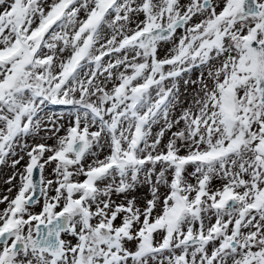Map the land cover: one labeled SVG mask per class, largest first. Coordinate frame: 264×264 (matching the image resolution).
I'll list each match as a JSON object with an SVG mask.
<instances>
[{
  "label": "snow or ice",
  "instance_id": "1",
  "mask_svg": "<svg viewBox=\"0 0 264 264\" xmlns=\"http://www.w3.org/2000/svg\"><path fill=\"white\" fill-rule=\"evenodd\" d=\"M4 170L0 264H264V0H0Z\"/></svg>",
  "mask_w": 264,
  "mask_h": 264
},
{
  "label": "rangeland",
  "instance_id": "2",
  "mask_svg": "<svg viewBox=\"0 0 264 264\" xmlns=\"http://www.w3.org/2000/svg\"><path fill=\"white\" fill-rule=\"evenodd\" d=\"M55 111H60L59 108L54 109ZM7 174L6 170L0 171V193H2L5 190V185H4V177Z\"/></svg>",
  "mask_w": 264,
  "mask_h": 264
}]
</instances>
